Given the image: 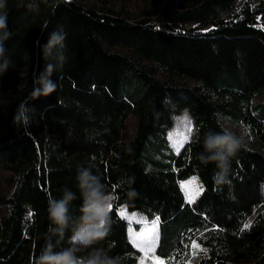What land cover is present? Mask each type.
Masks as SVG:
<instances>
[{
	"label": "trees",
	"instance_id": "obj_1",
	"mask_svg": "<svg viewBox=\"0 0 264 264\" xmlns=\"http://www.w3.org/2000/svg\"><path fill=\"white\" fill-rule=\"evenodd\" d=\"M19 4L8 0L10 66L0 75V264H35L49 242L48 200L76 191L81 167L113 195L109 235L95 247L120 264L140 258L120 206L159 223L155 256L164 264H188L192 255L196 264H264V0ZM58 30L67 33V60L51 77L57 91L33 101L34 74L52 62L36 42ZM22 101L36 110L26 130L13 125ZM182 112L196 139L175 155L162 136ZM131 116L137 129L125 145ZM224 122L247 136L220 180L216 164L201 161L200 141ZM155 138L170 162L148 170ZM191 176L202 193L188 202L179 182ZM79 208L77 199L71 211Z\"/></svg>",
	"mask_w": 264,
	"mask_h": 264
},
{
	"label": "clouds",
	"instance_id": "obj_2",
	"mask_svg": "<svg viewBox=\"0 0 264 264\" xmlns=\"http://www.w3.org/2000/svg\"><path fill=\"white\" fill-rule=\"evenodd\" d=\"M20 7L24 0H20ZM28 7L38 10L40 0H28ZM8 0H0V75L10 66L6 42L11 38L8 28ZM67 33L63 30L49 34L46 44L39 45V53L52 62L45 65L44 70L34 74L33 91L30 93L33 101L52 95L57 91V83L51 77L63 67L67 60L64 54ZM36 115V110L27 101H22L13 115V125L26 130ZM245 130H237L234 126L223 124L221 131L208 129L203 136V149L200 159L204 164L214 163L220 170L218 177H226L231 160L245 146ZM77 192L79 197H77ZM135 195V193H129ZM80 200L79 214L71 211L73 201ZM112 194L102 182L101 177L92 172L89 167L77 170L76 191L64 188L59 199L48 200L47 213L49 220V242L41 250L35 264H120L119 257H110L102 248L95 247L104 240L110 231V205ZM71 233L68 247L56 250L57 244ZM52 237L56 242H52ZM81 252L87 255L81 256Z\"/></svg>",
	"mask_w": 264,
	"mask_h": 264
},
{
	"label": "rangeland",
	"instance_id": "obj_3",
	"mask_svg": "<svg viewBox=\"0 0 264 264\" xmlns=\"http://www.w3.org/2000/svg\"><path fill=\"white\" fill-rule=\"evenodd\" d=\"M115 9L119 8V5L116 3L111 4ZM224 124L234 126L238 131L245 130L243 126L233 125L228 122ZM191 127L192 131L189 133L188 128ZM137 129V119L133 116L127 119L125 129L123 132V142L125 145L131 144L133 141L134 135ZM246 131V130H245ZM247 136V131H246ZM245 136V138H246ZM162 139L165 140V144L168 145L169 150L175 154L179 155L182 148L189 142L196 139L195 128L192 120L187 115L186 112H182L178 117L175 118L174 123L170 129H168L165 134L162 136ZM162 145L157 141V138L151 140V144L146 147L145 156L150 160L148 162L147 169L155 170V163L163 162L169 163V150L160 147L157 150L158 146ZM179 148V151L176 149ZM179 187L184 195L186 201H195L202 193L200 184L195 176H191L186 180L179 182ZM114 203V198L112 195L111 205ZM119 215L128 223V239L135 249L140 252V258L136 264H164L161 260L157 259L155 256V249L159 241L160 231L159 223L157 221L148 222L141 215L136 212L128 211L124 206H120ZM264 217V209L258 210ZM253 218L250 217L248 221H251ZM140 238V239H138ZM150 241L153 247V251L147 252L141 251L142 247H147L146 242ZM71 241L68 239V244L70 245ZM198 258L195 255H192L188 260V264H196Z\"/></svg>",
	"mask_w": 264,
	"mask_h": 264
},
{
	"label": "snow or ice",
	"instance_id": "obj_4",
	"mask_svg": "<svg viewBox=\"0 0 264 264\" xmlns=\"http://www.w3.org/2000/svg\"><path fill=\"white\" fill-rule=\"evenodd\" d=\"M188 131H189V133L192 131L191 127L188 128ZM176 150L179 151V148H177ZM190 202H192V201H190ZM111 210H112V205H110V211ZM245 227L247 228V227H249V225H245ZM138 239H140V238H138ZM146 245H147L146 248L145 247L141 248V251H144L145 254H147V252H149V251L154 250L150 241L146 242Z\"/></svg>",
	"mask_w": 264,
	"mask_h": 264
},
{
	"label": "crops",
	"instance_id": "obj_5",
	"mask_svg": "<svg viewBox=\"0 0 264 264\" xmlns=\"http://www.w3.org/2000/svg\"><path fill=\"white\" fill-rule=\"evenodd\" d=\"M117 212H118V214H119V209H118V211H117ZM127 231H128V230H127Z\"/></svg>",
	"mask_w": 264,
	"mask_h": 264
}]
</instances>
